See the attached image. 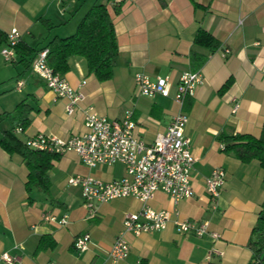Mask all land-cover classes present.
<instances>
[{"label":"crops","instance_id":"crops-1","mask_svg":"<svg viewBox=\"0 0 264 264\" xmlns=\"http://www.w3.org/2000/svg\"><path fill=\"white\" fill-rule=\"evenodd\" d=\"M95 2L106 3L115 30L118 54L111 78L100 81L88 71L84 57H68V69L60 74L74 87L85 80V99L67 114L66 99L57 97L32 71L34 53L26 57L28 66L16 51L13 62L0 53V135L11 127L4 112L26 100L30 122L16 134L22 142L38 133L68 138L85 132L82 109L91 105L108 118L123 117L131 110L135 135L151 144L179 109L172 95L181 72L192 70L191 52L205 56L198 68L203 83L183 106L189 118L185 134L197 158L190 174L195 193L173 204L166 192L155 191L148 205L155 210L175 209L177 215L161 231L126 232L129 253L114 264H248L253 258L248 241L264 204V168L256 159L243 163L226 153L218 138L222 133L257 137L264 124V0H123L118 11L108 0H0V30L7 34L17 28L19 42L40 48L53 37L74 33ZM200 28L219 41L218 48L194 44ZM137 72L151 78L168 76L170 95L139 94L134 83ZM234 101L239 107L233 113ZM218 167L226 177L213 201L205 178ZM27 174L18 154L0 147V255L8 252L16 258L15 264H112L109 250L123 230V219L140 210L142 202L131 196L111 199L98 203L90 216L80 187L70 185L68 178L90 174L112 181L124 176V166L90 168L76 152L67 151L52 160L46 191L38 186L28 191ZM44 213L55 220H44ZM63 215L67 222L60 225L57 220ZM177 217L207 221L221 238L179 234L173 222ZM82 233H88L90 240L84 251H77L73 241ZM212 247L222 255L207 260Z\"/></svg>","mask_w":264,"mask_h":264},{"label":"built area","instance_id":"built-area-1","mask_svg":"<svg viewBox=\"0 0 264 264\" xmlns=\"http://www.w3.org/2000/svg\"><path fill=\"white\" fill-rule=\"evenodd\" d=\"M113 6L123 0H108ZM6 42L0 48L4 60L13 62L16 58L15 46L19 42L20 33L17 28H11L6 34ZM47 47L40 49L31 61V69L45 83L57 97L66 99L65 111L72 114L85 99L82 90L85 80L76 87L71 86L62 74L54 71L47 64ZM229 50H225L226 55ZM134 83L137 92L144 96L161 95L167 97L171 93V81L168 76L151 78L141 72L134 74ZM203 83L198 69L182 71L175 85L172 95L173 101L179 106L172 116L165 132L158 134L154 142L147 144L134 133L136 122L132 111L127 110L123 117L108 118L99 114L93 106L82 109L85 132L71 134L68 138L38 133L23 140L30 149L61 155L67 151H74L87 167L98 165H112L121 163L125 174L120 179L103 181L93 175H75L68 178L70 185L79 186L83 204L88 214L93 216L98 203L107 202L121 197H134L142 202V207L136 212H128L123 219V230L113 241L109 256L112 264L125 258L129 253V244L124 238L126 232L138 235L143 232H155L165 229L177 211L169 209L155 210L148 205L155 191L166 192L173 204L184 198H190L195 191L191 184L190 174L197 160L190 149V138L185 134L188 114L183 109L187 97L193 96L197 85ZM23 84L17 81V87ZM239 107L234 101L232 112ZM22 132L21 127L14 129V133ZM224 145L221 144V148ZM225 170L221 167L213 169L205 178V189L210 199L215 201L225 182ZM67 216L63 215L57 223L64 225ZM44 220L53 221L55 217L50 213L42 214ZM175 229L179 234L195 236L208 235L213 240H219L221 235L209 228L207 221H194L188 218L177 217L174 221ZM88 233L75 237L73 247L77 251H84L89 243ZM214 255H222V251L212 247L206 259ZM2 264H15L16 258L8 252L0 255ZM140 264V261H138Z\"/></svg>","mask_w":264,"mask_h":264},{"label":"trees","instance_id":"trees-1","mask_svg":"<svg viewBox=\"0 0 264 264\" xmlns=\"http://www.w3.org/2000/svg\"><path fill=\"white\" fill-rule=\"evenodd\" d=\"M162 1V0H161ZM118 11V5L114 6ZM6 33L0 30V44L6 42ZM194 44L208 50L219 47V41L204 29H199L193 40ZM47 47V64L58 73H65L68 69L67 58L71 55H80L86 59L88 71L93 73L100 81L111 78L113 74V62L118 54V45L113 23L110 18L106 3L95 2L80 19L74 33L65 37H53L46 45L36 48L27 47L18 42L15 51L20 61L29 65L26 59L32 53L36 54L40 49ZM205 60V56L193 51L190 54L192 70L198 69ZM228 83L224 84V90ZM31 106L22 100L13 110L4 112L11 127L1 131L0 147L9 154H18L24 161L27 169L26 188L38 186L46 191L50 182L48 171L52 160L58 155L28 148L14 133L16 126L25 129L30 122L29 112ZM219 141L224 145L223 150L230 153L243 163L254 159L259 161L264 168V124L260 135L255 137L250 134H225L219 136ZM248 246L253 252V258L248 264H264V204L259 210L257 221L252 228Z\"/></svg>","mask_w":264,"mask_h":264},{"label":"rangeland","instance_id":"rangeland-1","mask_svg":"<svg viewBox=\"0 0 264 264\" xmlns=\"http://www.w3.org/2000/svg\"><path fill=\"white\" fill-rule=\"evenodd\" d=\"M3 127H1V129H2Z\"/></svg>","mask_w":264,"mask_h":264}]
</instances>
